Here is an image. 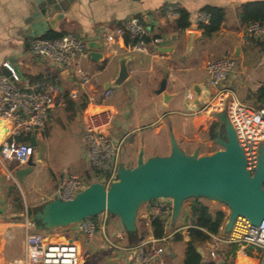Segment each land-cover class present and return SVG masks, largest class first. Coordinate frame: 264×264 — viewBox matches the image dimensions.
Returning <instances> with one entry per match:
<instances>
[{"label":"crops","instance_id":"crops-1","mask_svg":"<svg viewBox=\"0 0 264 264\" xmlns=\"http://www.w3.org/2000/svg\"><path fill=\"white\" fill-rule=\"evenodd\" d=\"M37 1L0 0V74L6 73L2 64L8 61L14 65L24 82H53L61 84L67 90L71 89L73 79L58 63L35 56L30 51L33 40L52 32L74 34L86 42L88 47L91 42H96L98 47L94 49L89 47L90 53L96 51L100 56L93 59L89 55L82 60L83 67L92 74L93 78L86 91L81 92L79 98L73 100L76 103L75 107L72 110L68 109L66 102L49 112L44 130L40 135H36L38 145L33 150L34 167L45 165L42 150L46 148L52 128L57 124H64L65 120L71 125L79 122L84 145L83 158L86 163L71 173L91 183L90 180L93 181L96 174L93 168H89L91 164L88 159V145L84 137L86 120L91 114L105 109L114 113L113 124L109 131L110 137L114 141H123L122 151L127 146L133 154L130 157L132 165L127 167L137 165L138 155L142 149L145 159L161 155L157 154L154 147L148 150L146 139L147 132L151 129H154L155 135L165 132L168 152L161 156L171 153V133L177 141L184 140L181 147L187 153H193L199 147L195 145L192 152L184 148L183 143L191 139L189 134L182 130L181 122L196 126L199 120H205V123L209 122V126L213 123L217 124V127L220 126L216 112L201 111L202 102L208 98L209 92H213V89L210 87L208 90L203 89L199 105L191 100L190 91L191 85L195 82L203 83L204 87L207 85L206 64L215 58L234 56L239 60V68L230 76L226 84L242 101L251 104L248 102L249 94L264 84V77L259 78L254 75L247 79L246 72L240 69L251 49L264 52V42L258 40V37L247 34V26L250 22L243 17V6L264 0H63L64 8L53 10L43 18L32 20L31 14ZM207 7L221 8L225 12L219 30L208 37L200 28L204 23L200 21L202 15L209 16L205 24L210 21V14L205 11ZM180 10H185L190 15L189 29L176 28ZM132 17L142 19L146 26V45L141 51L135 49L134 45L126 44L125 36L117 33V29L123 27ZM190 32H194L191 40H189ZM109 34L114 35L113 41L107 39ZM156 37L162 38V42L155 43ZM124 60L128 77L120 85L111 86L114 93L110 99L105 100L106 85L114 83L117 79ZM165 77L167 91L175 94L168 103L164 101L162 94L156 93ZM243 78L252 80L253 84L246 87L250 83ZM81 96L87 99L84 107L80 106ZM179 104L186 110L184 115L187 119L175 123L169 119L166 122V118H171L179 112L176 108ZM7 124V121L0 120V153L5 140L11 138L2 131ZM209 126L207 136L208 141H211L213 139L208 131ZM23 136L30 135L23 134ZM147 150L148 155H146ZM119 164H123L121 154ZM25 166L26 164L20 165L17 161H4L0 156V264H26L25 236L28 232H39L52 240H73L79 247L81 260L88 259V264H96L89 253L83 250L84 246L80 238L58 233V230H65L71 226L73 233L75 230L87 240L86 245L88 244L89 247L85 249L92 253L96 249L100 250L103 258L97 264H139L136 261L135 246L141 242L132 244L130 235L125 231L119 217L110 213L105 212L94 220L90 219L95 225L97 223L102 225V233L94 237L96 233L94 232L90 239L80 230L82 222L52 230L38 228L33 220L34 208L54 199L56 190L71 173L62 176L51 171L46 186H40L36 182V174L34 175L32 171L22 183H19L15 171ZM191 203L185 202L175 225H172L171 218L166 223L167 235L156 243L164 245L165 255L151 264H184L186 243L190 237L188 226L182 225L183 213L188 210ZM153 204L154 200L143 205L142 208H145L140 209L137 218L138 227L147 231L143 241L155 238L150 224ZM209 204H218L227 214L221 227V235L218 236L224 238L229 234L224 230L229 210L223 204L213 201H209ZM107 223H110L108 228L105 226ZM50 231L52 233L49 234ZM177 232H181L183 240L174 239V234ZM216 245L222 249V256L229 261L228 264H261L260 250L248 247L245 254L234 253V245L218 243L214 237L205 246H201L207 259H211L208 256ZM218 258V264L221 262L226 264L220 257Z\"/></svg>","mask_w":264,"mask_h":264},{"label":"built area","instance_id":"built-area-1","mask_svg":"<svg viewBox=\"0 0 264 264\" xmlns=\"http://www.w3.org/2000/svg\"><path fill=\"white\" fill-rule=\"evenodd\" d=\"M209 16L202 15L200 21L208 22ZM119 35L129 34L135 41L137 50H144L146 45V26L142 19L132 17L123 27L117 29ZM249 36L264 37V22L254 21L247 26ZM109 41L114 35L107 36ZM161 43L162 38H154ZM33 55L47 58L58 63L62 70L73 79L72 88L65 89L59 83L34 81L24 82L14 65L3 62L6 73L0 74V120L8 122L3 133L11 138L6 139L0 156L4 161H17L20 165L27 164L31 155L29 139L22 141L18 136L23 134L40 135L46 126L48 115L57 106L64 105L67 99L76 100L80 93L86 91L92 83V74L83 67L82 60L89 57L90 48L87 43L74 34H63L58 38H36L31 44ZM208 73L207 85L213 92L202 102L201 111L226 112L236 132L238 141L244 150L247 169L254 174L258 165L259 149L264 146V106L257 108L242 101L226 84L227 80L237 71L234 56H222L206 64ZM113 88L105 90L104 99L113 95ZM114 120V113L109 109L91 114L86 120L84 137L88 145V159L97 181L110 185L118 179L119 157L123 141H114L109 134ZM37 139V136H36ZM89 183L79 175L71 173L65 182L56 190L55 197L70 200L82 191ZM264 188V182H263ZM173 201L170 198L154 200L152 215L162 217L166 223L171 218ZM88 239L96 230L91 220L80 225ZM218 243L236 245L237 253L245 254L248 247L260 250L261 264H264V221L253 225L250 220L239 216L236 218L230 233L224 237L213 236ZM164 239V238H163ZM163 239H150L135 246L136 261L139 264H151L158 261L165 248L156 243ZM26 264H82L78 245L70 239L52 240L39 232H28L25 236ZM216 245L211 251V259L218 261Z\"/></svg>","mask_w":264,"mask_h":264},{"label":"water","instance_id":"water-1","mask_svg":"<svg viewBox=\"0 0 264 264\" xmlns=\"http://www.w3.org/2000/svg\"><path fill=\"white\" fill-rule=\"evenodd\" d=\"M72 1V0H70ZM63 0H38L33 7L31 19H40L52 13L53 10L64 8ZM191 40L194 32H190ZM264 42V37H258ZM94 49L98 43L91 42ZM97 59L100 53H90ZM128 77L125 60L121 64L119 76L114 83L106 88L120 85ZM204 85L195 82L191 85V100L199 105L203 95ZM157 94H162L168 103L175 94L167 91V78H163ZM220 129L214 140L222 148L206 155L200 154V148L193 153H187L171 133V153L155 155L145 159L144 150L138 155L137 165L127 167L123 164L118 168V179L106 185L101 181L89 183L73 199L54 198L35 207L33 220L38 228L52 230L63 228L98 216L110 213L119 217L125 231L130 236H137V218L143 205L160 198H170L173 201L171 223L175 225L180 217L184 204L190 199H206L225 205L228 218L224 230L230 233L237 217L250 220L253 225L264 221V146L259 149L258 165L254 174L247 169V160L236 132L226 112L217 113ZM29 145L31 155L25 167L15 171L19 183L33 171L35 166L33 150L38 141L35 133L30 135ZM205 258L201 246L197 247ZM82 264H88L85 259ZM219 264H224L223 262Z\"/></svg>","mask_w":264,"mask_h":264},{"label":"rangeland","instance_id":"rangeland-1","mask_svg":"<svg viewBox=\"0 0 264 264\" xmlns=\"http://www.w3.org/2000/svg\"><path fill=\"white\" fill-rule=\"evenodd\" d=\"M238 63L240 62L236 58L237 68H239ZM240 69L246 72L247 79L249 76L254 75L259 76V78L264 77V52L257 49H251L249 54L247 55V59L240 66ZM246 78H243V80L246 81ZM247 83L250 84H247L246 87H249L253 84L252 80L248 81ZM111 102H113V100H111ZM176 108L179 112L172 115L171 118H166V122L169 121V119L172 121V123L184 121L185 119H187L184 115V112L186 110L183 108V106L179 104ZM62 115H64V112H62ZM205 122V120H199L196 126H192L186 122H181L182 130L189 134V139L192 140L183 143L184 148L188 152H192V149L195 147V145L200 148L201 155L211 154L222 148L220 145L216 144L214 140L208 141L207 127L209 126V122ZM63 123L64 124H57L54 128H52L50 139L46 142V148L42 150V152H44L43 158H45V165H38L33 169L34 175L36 174V182L40 186H46V181H48L47 179L50 178L51 171H55L56 173L64 176L66 173L69 174L76 169H80V167L84 166V164L86 163L85 159L83 158L84 145L81 139L82 128L79 122H75L71 125L68 124V120H65ZM164 133L155 135L154 129L148 130V137L146 139L148 142V150L149 148L154 147L157 154H167L168 141ZM182 141L184 140L178 139V143L180 146H182ZM128 149L129 148L126 146L121 152V163L126 166H131L132 162H130V157L133 156V154H131ZM148 150L146 152V155L149 154ZM89 168L92 169V166H89ZM96 178L98 179L97 175ZM192 201L193 199H190L187 200L186 203H191ZM144 208L145 207H143L142 210ZM105 226L108 228L110 226V223H107ZM72 227L73 226L69 227L70 229L67 228L65 230L60 229L58 230V233L68 236L71 235L74 238H80L81 243L84 246L83 250L86 253H89L90 258H93L96 264L98 261H101L103 257L100 253V250L96 249L93 253L87 250V248L89 247L88 244L86 245L87 240L82 237V235L76 233L75 230L73 233ZM95 232L96 233L94 237H96L98 233L101 234L102 225L100 226V224L97 223ZM48 233L50 234L52 232L50 231ZM158 246L164 247L163 244ZM85 247L87 248L85 249ZM164 255L165 254H163L162 256ZM208 258H211V256H208ZM205 259H207L206 256Z\"/></svg>","mask_w":264,"mask_h":264},{"label":"trees","instance_id":"trees-1","mask_svg":"<svg viewBox=\"0 0 264 264\" xmlns=\"http://www.w3.org/2000/svg\"><path fill=\"white\" fill-rule=\"evenodd\" d=\"M210 14L209 23L201 24L204 35L211 36L219 30L220 25L224 19L225 12L221 8L207 7L205 10ZM190 15L185 10H180L179 18L176 21V28L179 30H186L190 28ZM243 17L249 22L260 21L264 22V2L249 3L243 6ZM63 34L61 33H48L42 38H58ZM126 44L133 45V41L129 34L125 35ZM80 106L84 107L87 103V99L84 96L80 97ZM248 102L257 108L264 106V84L256 91L251 92L248 96ZM68 109L72 110L76 103L72 99H67ZM211 139L215 140L217 137V124L214 125L210 132ZM30 136H18V139L25 141ZM97 181L95 178L93 181ZM226 212L221 209L218 204L210 205L206 199H193L192 203L188 207V210L183 213V224L188 226V233L190 240L186 243V255L184 264H218L214 259H205L197 250L198 246H205L207 242L212 241L213 236L221 235V227L226 219ZM97 216L91 219H96ZM150 224L153 228V235L156 239H161L167 235L166 221L160 216L151 215ZM147 235V231L138 227L137 236H130V242L132 244L142 242ZM176 241L183 240L181 232L174 234ZM236 252V245H234V253ZM222 249H218L217 256L222 259L226 264L229 263L225 257L222 256ZM245 264V263H242Z\"/></svg>","mask_w":264,"mask_h":264},{"label":"flooded vegetation","instance_id":"flooded-vegetation-1","mask_svg":"<svg viewBox=\"0 0 264 264\" xmlns=\"http://www.w3.org/2000/svg\"><path fill=\"white\" fill-rule=\"evenodd\" d=\"M214 123L213 124H211L210 126H209V132H211V130L213 129V127H214ZM219 129H220V126L219 127H217V133H218V131H219Z\"/></svg>","mask_w":264,"mask_h":264},{"label":"bare ground","instance_id":"bare-ground-1","mask_svg":"<svg viewBox=\"0 0 264 264\" xmlns=\"http://www.w3.org/2000/svg\"><path fill=\"white\" fill-rule=\"evenodd\" d=\"M1 127H3V126H1ZM2 129V128H1ZM3 131V130H2ZM0 138H1V134H0Z\"/></svg>","mask_w":264,"mask_h":264}]
</instances>
